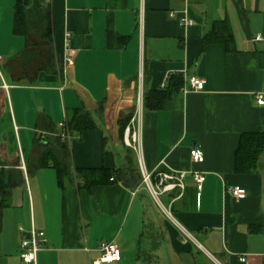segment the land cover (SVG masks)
<instances>
[{
    "label": "crops",
    "instance_id": "1",
    "mask_svg": "<svg viewBox=\"0 0 264 264\" xmlns=\"http://www.w3.org/2000/svg\"><path fill=\"white\" fill-rule=\"evenodd\" d=\"M41 1L51 10L60 71L39 65L35 48L32 59L28 34L45 38L33 26L25 35L13 32L17 0H0V190L9 191L0 264H23L19 226L45 233L36 264H98L102 242L116 244L121 259L101 264L139 256L146 204L138 193L145 184L122 128L138 89L160 88L167 75L182 83L160 107H142L141 164L153 183L160 173H182L183 188L161 193L169 218L159 227L151 215L153 227L187 264H198L197 256L209 264H264V153L255 171L234 170L240 135L264 132V105L256 101L264 94V41L255 40L264 35V0ZM184 10L192 19L187 27L179 23ZM215 20H224L231 50L203 42ZM190 76L205 80L203 90L180 91ZM78 108L95 127L68 129L72 165L109 169L112 180L59 185L52 166L35 167L40 141L60 133L58 123ZM195 145L202 162L189 156ZM196 171L204 175L200 187ZM233 186L246 194L234 198Z\"/></svg>",
    "mask_w": 264,
    "mask_h": 264
},
{
    "label": "trees",
    "instance_id": "2",
    "mask_svg": "<svg viewBox=\"0 0 264 264\" xmlns=\"http://www.w3.org/2000/svg\"><path fill=\"white\" fill-rule=\"evenodd\" d=\"M33 26L43 38H52L51 10L42 4L41 0H17L13 15V32L25 35L29 27ZM203 42L221 43L227 50L232 49L230 34L225 29L224 20H215L212 28L203 37ZM182 83L180 76H169L164 88L145 91L142 93L143 108H158L164 99L177 91ZM125 122L124 127L129 122ZM67 127L70 132L81 133L83 130L92 129L95 123L90 113L83 109H75L66 117ZM41 147L36 156L35 167L52 166L57 173L59 185L66 180L80 178L86 185L91 182H101L110 179L113 171L109 169H81L75 168L71 161L69 142L60 139L59 133L40 141ZM264 153V132H244L240 135L237 148L234 153V170L240 173H250L257 169L261 154ZM3 195L0 199V228L1 213L6 206V197L9 194L7 188L1 189ZM6 196V197H5Z\"/></svg>",
    "mask_w": 264,
    "mask_h": 264
},
{
    "label": "built area",
    "instance_id": "3",
    "mask_svg": "<svg viewBox=\"0 0 264 264\" xmlns=\"http://www.w3.org/2000/svg\"><path fill=\"white\" fill-rule=\"evenodd\" d=\"M45 3H49L50 0H43ZM179 23L181 26L187 27L192 24V19L186 15V11H183V14L179 18ZM69 33H66L65 37L67 38ZM255 40L264 41V35H257ZM67 47V46H66ZM1 59V56H0ZM63 62L65 64H72L73 57L72 54L65 53ZM141 77V74L139 75ZM1 77V72H0ZM169 76H165L162 81L160 88H164L167 84ZM187 87L180 88V91L187 93L188 91H201L204 88L205 80L197 78L195 76H190L187 79ZM5 89L8 86L3 83L2 85ZM257 104L264 105V94H258L256 96ZM142 91L138 89L137 92V106L133 116L130 118L129 122L126 124L123 131V143L126 147L132 149L139 157L140 165V175L142 183H144L151 194L155 199L160 203L158 199V194L173 190L176 187L183 188L181 179L183 174L181 173L178 177L174 176L172 173L163 172L158 174L156 182L153 183L151 173L143 169L141 164V129H142ZM58 128L61 130L59 133L60 139L70 141L71 137L68 132L66 118L58 123ZM189 156L194 162L203 161V152L198 145L192 146L189 148ZM113 178L111 177L110 180ZM193 180L197 187H200L201 183L204 180V175L200 172L193 173ZM230 193L236 199L242 198L246 191L240 186H233L229 188ZM19 232L21 233L20 241V259L23 264H36L37 253L42 250L47 242L44 231L37 230L34 227H31L29 230H24L21 226L18 227ZM100 253L98 259L95 261L98 264L101 263H112L117 262L121 259V252L116 244L113 242H102L98 247Z\"/></svg>",
    "mask_w": 264,
    "mask_h": 264
},
{
    "label": "rangeland",
    "instance_id": "4",
    "mask_svg": "<svg viewBox=\"0 0 264 264\" xmlns=\"http://www.w3.org/2000/svg\"><path fill=\"white\" fill-rule=\"evenodd\" d=\"M29 46L28 51L32 55L34 60L32 49L40 51V58L36 59L39 61V65L43 67L52 68L55 71H60L61 61L59 50L56 45L52 43L49 38L42 39L36 33H29ZM1 70V68H0ZM70 113L68 114V116ZM138 197H142L146 204L145 208V237L141 244V252L139 256L137 254L132 255V260L128 264H187V259L185 260L183 256L173 257L169 252L167 243L161 242L159 231L153 227L151 218L153 215L155 220H157V226L162 227V222L169 218L168 211L164 210L161 204L155 199L151 194L147 186L139 189ZM158 199L166 206L165 196L158 194ZM159 242V244H158ZM161 245V246H159ZM154 255V257H153ZM196 261L198 264H209L206 260L197 256Z\"/></svg>",
    "mask_w": 264,
    "mask_h": 264
}]
</instances>
